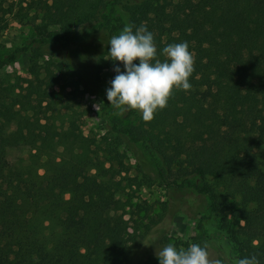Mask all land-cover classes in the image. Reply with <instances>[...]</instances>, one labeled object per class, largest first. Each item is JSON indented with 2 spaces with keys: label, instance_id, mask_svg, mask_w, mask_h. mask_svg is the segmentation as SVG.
<instances>
[{
  "label": "trees",
  "instance_id": "16d2710c",
  "mask_svg": "<svg viewBox=\"0 0 264 264\" xmlns=\"http://www.w3.org/2000/svg\"><path fill=\"white\" fill-rule=\"evenodd\" d=\"M27 7L39 14L33 36L0 58V264H155L152 256H134L173 210L195 222L193 243L201 245L211 240L202 221L217 218L214 237L225 247L226 264L252 255L264 264V157L257 153L264 0H28ZM3 14L0 1V29ZM128 23L147 27L158 54L188 42L192 88L175 91L148 123L137 112L117 115L106 98L104 134L94 141L65 111L64 82L76 71L68 55L99 49L113 80L109 41ZM22 54L26 76L8 79L1 70ZM191 93L202 112L196 128L177 133L172 117ZM218 131L221 157L213 160L207 135ZM11 151L27 156L10 160ZM137 177L166 191L153 227L134 220L130 227L123 217Z\"/></svg>",
  "mask_w": 264,
  "mask_h": 264
},
{
  "label": "rangeland",
  "instance_id": "374dc122",
  "mask_svg": "<svg viewBox=\"0 0 264 264\" xmlns=\"http://www.w3.org/2000/svg\"><path fill=\"white\" fill-rule=\"evenodd\" d=\"M2 3L3 16L2 28L0 29V58L8 51L15 47L26 44L33 36L35 19L39 14L28 9V0H0ZM176 11L174 18L179 22L182 21L183 15L178 11V7L172 8ZM100 51L97 48L80 50L79 54H69L68 58L72 59L76 65L75 74H67L65 85L66 99L70 109L65 110L73 117L75 125L83 136L98 141L104 134V121L101 117V109L98 111L94 105L104 104L106 99V89L109 88L112 81V70L108 66L106 56H102V61L98 60ZM28 62L27 55H20L13 63L5 66L1 72L6 74L10 80L13 76H26ZM202 112L199 100L195 94L191 93L184 99L182 110L179 114L172 117V128L177 133L196 128V115ZM257 135L262 144L257 149V153L264 157V124L257 121ZM206 154L210 159L216 160L221 157L222 143L224 134L221 131L207 135ZM26 151H11L8 155L10 160L17 157L25 158ZM125 164L129 167V174L135 175L133 170L134 163L130 157L124 159ZM40 173L41 170H38ZM185 198V195H183ZM166 200V191L159 185L144 184L135 179L134 185L129 191L128 207L124 210L123 217L131 227V221H137L141 225L153 227V222L161 219L163 214V203ZM189 204H194L191 198ZM204 206V205H203ZM203 206L201 214L206 215ZM203 227L208 235L211 236L210 244L212 251L216 255L224 256L226 252L222 242L217 240L214 235L217 233V218L209 216L202 221ZM195 222L186 218L181 213L172 211L171 216H166L157 226H155L146 238L140 243L135 258H147L152 256L155 264L159 263L156 252L167 244H173L177 249L187 248L193 244V227ZM139 231L141 230L137 229ZM131 231V230H129ZM155 235V242H149L147 238ZM151 243L150 246H147ZM146 246H145V245Z\"/></svg>",
  "mask_w": 264,
  "mask_h": 264
},
{
  "label": "clouds",
  "instance_id": "9594fccd",
  "mask_svg": "<svg viewBox=\"0 0 264 264\" xmlns=\"http://www.w3.org/2000/svg\"><path fill=\"white\" fill-rule=\"evenodd\" d=\"M108 54L116 75L106 89V98L117 115L133 111L139 113L145 123L151 122L158 111L168 106L175 91L192 88L190 77L195 71V59L186 41L168 44L158 54L154 36L147 27L128 23L110 38ZM94 107L98 111L103 104ZM156 239L155 235L147 238L149 242ZM156 256L159 264H226L222 256L214 254L208 242L193 243L186 249H177L169 243L156 252ZM236 264H260V261L252 255L238 259Z\"/></svg>",
  "mask_w": 264,
  "mask_h": 264
}]
</instances>
